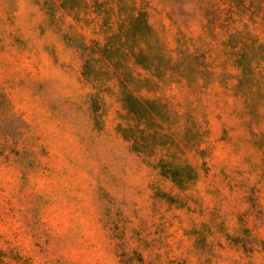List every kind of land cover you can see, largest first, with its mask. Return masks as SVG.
Instances as JSON below:
<instances>
[{
    "label": "rangeland",
    "instance_id": "rangeland-1",
    "mask_svg": "<svg viewBox=\"0 0 264 264\" xmlns=\"http://www.w3.org/2000/svg\"><path fill=\"white\" fill-rule=\"evenodd\" d=\"M226 1L0 0V264H264V2Z\"/></svg>",
    "mask_w": 264,
    "mask_h": 264
},
{
    "label": "trees",
    "instance_id": "trees-1",
    "mask_svg": "<svg viewBox=\"0 0 264 264\" xmlns=\"http://www.w3.org/2000/svg\"><path fill=\"white\" fill-rule=\"evenodd\" d=\"M226 2H227V5L231 9L233 7H236V9L240 12L244 10V0H228ZM202 10H203V13L206 19H210V20L218 17L219 13L221 12L220 10H218V8L211 7V5H208L207 7H202ZM145 16L146 15L144 13H139L137 16L133 18L132 17L129 18L130 20H133V23H134V24L132 23L133 27L131 26V29H130L132 40H135V41L143 40L144 42H146L150 39V36L154 34V29L145 19ZM137 23H139V25H137ZM126 41L127 40L123 42V44L126 45L128 48V53L125 55L132 57L133 64L136 67H139L147 71H152L155 67H157V65H155L154 59L150 57L148 52H146L144 49L138 48L137 46L133 44H129ZM114 51H117V50H114ZM107 56H108L107 58L111 60L112 62L113 56H110V55H107ZM239 58L240 59H238L237 64L238 66L241 67L242 73L245 75L248 72V70L246 69V67H244L245 65L241 63L242 62L241 57ZM119 60L120 59H116L115 61H113L114 68L117 71L122 67V64H121V67L119 65L120 64ZM121 74H122V78L120 80V86H121L122 103L128 115H133L134 117H137L138 119L144 118L145 120L147 119V121H149V118L151 119L153 115L162 117L165 114V113L161 114V110L155 102L149 101V100H141L135 97L134 95H132L131 92H129L126 89V84L129 80L128 73H125V71H123ZM7 104L8 102H7L5 94L0 91V105L4 112H6ZM125 138L131 141V147L134 150H137V151L140 150V149H136L135 147L138 144V140L134 136H126Z\"/></svg>",
    "mask_w": 264,
    "mask_h": 264
}]
</instances>
